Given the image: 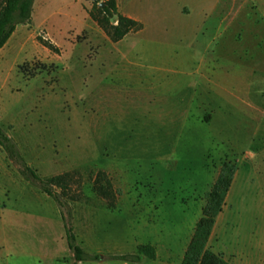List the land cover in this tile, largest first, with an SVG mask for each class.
<instances>
[{"label": "rangeland", "instance_id": "374dc122", "mask_svg": "<svg viewBox=\"0 0 264 264\" xmlns=\"http://www.w3.org/2000/svg\"><path fill=\"white\" fill-rule=\"evenodd\" d=\"M103 2L34 0L0 50V129L52 193L0 147V264H74L66 223L76 264H181L225 162L222 222L264 213V0H117L141 25L117 43Z\"/></svg>", "mask_w": 264, "mask_h": 264}, {"label": "trees", "instance_id": "16d2710c", "mask_svg": "<svg viewBox=\"0 0 264 264\" xmlns=\"http://www.w3.org/2000/svg\"><path fill=\"white\" fill-rule=\"evenodd\" d=\"M34 0H2L0 8V50L5 46L17 25L27 23L31 18ZM116 17V25L108 21L91 16L113 43L121 41L127 34L141 28V25L117 11L116 0H104L102 3ZM0 147L13 165L19 166L20 174L43 193L52 196L46 182L41 181L35 173L20 158L17 148L11 139L0 129ZM235 165L225 162L221 166L217 180L206 194V203L202 209V216L195 225L191 240L184 252L181 264H230L220 255L212 252L207 243L215 224L216 217L222 211L226 196L231 187L235 174ZM67 174L54 177L48 182L53 185L63 184ZM66 239L68 249L73 253L74 264L86 260L82 249L76 244L72 229L66 223ZM138 250L147 258H155V249L150 245H140Z\"/></svg>", "mask_w": 264, "mask_h": 264}, {"label": "crops", "instance_id": "0c3cea01", "mask_svg": "<svg viewBox=\"0 0 264 264\" xmlns=\"http://www.w3.org/2000/svg\"><path fill=\"white\" fill-rule=\"evenodd\" d=\"M228 211H226L224 204L222 211L216 217L214 227L212 229L211 235L207 243V247L210 249L209 247L210 238L213 234L214 228H216L218 223L221 224L220 225L221 234H223V231L230 233L231 230H227L226 227H230V228L233 227L232 231L234 230V237H233L234 243L235 246H237L236 248H233V250L237 252V256H238L237 262L235 263L233 262L234 258H232L231 261L229 260L230 258H226V254L224 253V251H222L223 254H218V255H220L222 258L227 260L230 264H264V213L260 216V220L259 222H257L254 228L253 227L245 228L241 226L242 224L238 225L236 223H232L227 220L222 222L225 214ZM227 250L231 251L232 249H227Z\"/></svg>", "mask_w": 264, "mask_h": 264}]
</instances>
